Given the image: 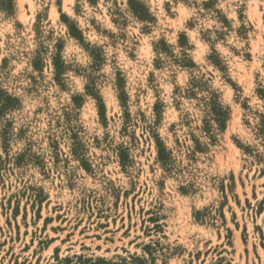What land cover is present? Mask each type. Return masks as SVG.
Here are the masks:
<instances>
[{
    "label": "rangeland",
    "instance_id": "obj_1",
    "mask_svg": "<svg viewBox=\"0 0 264 264\" xmlns=\"http://www.w3.org/2000/svg\"><path fill=\"white\" fill-rule=\"evenodd\" d=\"M0 264H264V0H0Z\"/></svg>",
    "mask_w": 264,
    "mask_h": 264
}]
</instances>
